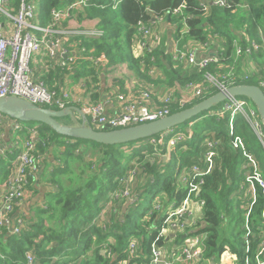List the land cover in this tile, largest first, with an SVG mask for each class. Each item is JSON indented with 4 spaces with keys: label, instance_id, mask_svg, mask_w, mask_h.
I'll use <instances>...</instances> for the list:
<instances>
[{
    "label": "trees",
    "instance_id": "16d2710c",
    "mask_svg": "<svg viewBox=\"0 0 264 264\" xmlns=\"http://www.w3.org/2000/svg\"><path fill=\"white\" fill-rule=\"evenodd\" d=\"M13 1L12 10L15 12L19 0ZM78 1L81 0H37L42 24L51 21L53 8L67 7ZM85 1V4L76 5L73 12L87 18H99V28L103 30V35L97 38L76 36L69 40V46L85 48L95 57L105 54L109 66L130 62L139 76L149 81L151 75L142 73L140 59L132 51L139 21L152 24L156 16H165L176 27L173 39L178 40L182 35L184 40L192 39L200 43L208 42L210 37L223 40V48L216 53L218 61L200 69L174 62L168 41L162 40L157 49L147 54L146 63L150 66L154 63L151 60L154 57L157 65L168 73L167 82L170 87H173L175 81H206L207 73L223 75L228 69L224 64L235 60L237 67H240L247 58H236V44L247 45L248 37L262 42V33L264 35V0H230L229 5L224 7L209 5L202 0H118L117 6H114L115 0ZM176 8H181L182 13H173ZM185 25L187 30L184 33ZM253 56L263 65L264 71V53ZM87 64L90 65L89 60L82 62V70L85 71ZM91 72H96L93 67ZM243 83L260 85L259 78L252 76L248 80H237L231 86ZM218 91V88L206 90L185 105L173 103L170 114L191 107ZM239 97L252 101L245 96ZM224 103L170 129L177 131L184 128L185 132H193L191 138L178 143L174 148H168L170 136L159 147L147 142L150 155L159 151L160 156L153 160L142 149L127 155L119 150V146L124 144L109 145L76 139L57 133L45 123L26 122L37 125L41 132L45 143L38 145L40 152H52L57 160L53 169L47 165L46 160V168L40 167L42 181L50 183L54 189L47 194L46 207L35 208L33 218H27L32 224L29 231L17 236H0V264H23L30 250L35 252L34 264H149L151 243L157 234L154 226L161 224L168 206H164L163 211L154 209L146 212L140 210L139 202L126 203L120 219L114 216L107 219L104 203L113 201L111 193L119 187L117 178L125 176L131 162L140 156L141 175L138 176L145 179L141 182L138 180L136 185L140 190V198L146 196L147 191H150V195L161 191L169 204L173 201L176 206L179 205L187 193L182 182L183 174L202 163L206 150L203 141L207 138L216 140L218 145L214 168L205 176L201 191L195 195L204 201L202 215L198 220L195 219L196 224L185 228L186 232H177L176 238L182 239L184 233L187 237H201L202 260L217 258L225 249H229L237 254V264H247V259L249 264H260L258 257L264 261V189L258 186L257 200L249 212L250 197L244 194V188H247L246 176L251 172V168L244 167L248 159L242 150L233 147L234 135L230 134L226 125L229 114L221 119L210 114ZM206 117L208 120L202 123ZM59 120L63 122V119ZM191 123L192 129H186ZM236 124V135L244 138L247 150L257 159L264 178V144L243 117H238ZM163 133L136 142L148 141ZM85 142L105 148L100 164L91 173L86 168H90V164L85 163L83 156L76 152L77 147ZM162 157L166 161L163 162ZM78 159L82 162L79 174L68 176L67 164ZM10 172V164L0 160V182H5ZM247 220L251 228L249 234ZM104 221L108 223L105 227ZM133 238L138 239L139 249L135 256L130 257L128 245ZM261 250L263 253H259Z\"/></svg>",
    "mask_w": 264,
    "mask_h": 264
},
{
    "label": "built area",
    "instance_id": "2783aa9c",
    "mask_svg": "<svg viewBox=\"0 0 264 264\" xmlns=\"http://www.w3.org/2000/svg\"><path fill=\"white\" fill-rule=\"evenodd\" d=\"M13 2V0H0V97L17 96L40 106L49 105L51 106L49 108L52 109H65L71 105L72 96L70 91L67 88H50L43 79L35 78L32 61L36 56H45L49 62L64 68H72L81 58L99 64L106 60L105 54L95 57L87 52L85 48L71 49L69 40L76 36L101 37L103 30L99 27L94 30H74L61 27L62 23L71 17L73 8L76 5L85 4V0L67 7L53 8L51 11L52 19L46 26H42L36 20L38 6L35 0H19V6L15 12L12 10ZM229 2L230 0H213V4L220 7L229 5ZM118 3L119 1L115 0L114 6H117ZM173 13L181 14L182 9L176 8ZM163 19L164 16H156L152 24L139 21L136 25L132 51L140 59L142 65L146 63L147 54L157 49L162 42L161 32L156 25ZM185 28L184 31L187 30L186 25ZM199 44L207 47L209 41L206 43L199 42ZM75 46L77 45L73 47ZM171 52L176 62L193 69L206 68L210 63L218 61L216 54L199 56L195 49H189L178 41L175 42ZM260 52L264 53V43L252 40L249 37L247 45L236 44V58L245 56L247 61H250L254 54ZM151 60L154 62L150 68L151 76L161 77L159 76L160 71L156 59L152 57ZM247 61L244 62L242 68L236 67L234 64L223 75H217V84H214L213 81L198 82L194 87L195 96L188 101L191 102L204 91L212 89L213 86L219 90H226L237 80L250 79L251 74L246 72L245 69L246 64H248ZM259 81V86L264 91V74L259 77ZM173 99H178L174 88L166 89L161 98L155 96L152 90H143L135 94L117 91L99 101H87L81 109L86 114L89 125L92 126L93 123H96L100 128L99 130L107 125L111 129H118L158 120L169 115ZM188 101L180 102V105H185L189 103ZM176 103L179 104V102ZM109 110H114L115 113L110 114ZM210 114L218 119L225 118L229 114L226 125L230 134L234 135L233 147L242 150L248 159L244 167L251 168V172L247 173L246 176L247 188H244V194H248L250 197V212L251 207L257 200L258 186L264 189V178L257 159L247 150L244 138L236 135V119L243 117L264 144V125L258 109L252 101L239 96H232ZM8 126L16 132L10 144L5 141V128ZM192 135V130L187 132L167 130L160 137H154L145 142H150L156 147L158 144H164L166 137L170 136L168 148L172 149L178 143L191 138ZM44 143L38 126L27 125L24 121L0 112V160H6L11 169L0 195V236H17L28 231L26 218L20 208L26 201L31 184L38 176L40 170L38 145ZM203 144L206 150L202 163L193 166L190 172H184L182 177V182L187 188L185 198L179 205L176 206L175 203L171 205L164 212L161 224L154 226L157 234L151 243L149 264H175V260L167 257L166 248L160 243L165 240L168 233L177 232L189 225L196 224L194 223L195 209L191 206V203L195 198L200 206L204 205V201L199 200L195 195L201 191L205 176L211 173L214 168V158L217 154L216 147L218 145L216 140L210 138L205 139ZM137 148L142 149L143 153L148 152L141 145ZM130 178L131 176H124L119 180L120 187L115 190L117 191L115 195L120 197L119 194L124 190L130 193L131 202L136 203L139 202L141 194L131 187ZM154 209L163 211L162 206L159 204L155 205ZM246 228L249 234L251 228L248 220ZM201 241V238L195 237L190 243L182 246L180 258L190 262L200 259L203 253ZM138 249V239H131L128 245L129 256H135ZM247 250L249 251V246ZM259 253H263V250ZM258 261L260 264H264V261H261L259 257ZM34 263L35 252L30 250L26 253V261L23 264ZM247 264H249V259H247Z\"/></svg>",
    "mask_w": 264,
    "mask_h": 264
},
{
    "label": "crops",
    "instance_id": "0c3cea01",
    "mask_svg": "<svg viewBox=\"0 0 264 264\" xmlns=\"http://www.w3.org/2000/svg\"><path fill=\"white\" fill-rule=\"evenodd\" d=\"M202 1L209 5L213 4V0H202ZM36 20L43 26H46L48 24V23L45 25L42 24L39 8L37 9ZM99 21H100L99 18H94V17L87 18L85 17V15L80 16L79 14H76V12H73L72 10L71 17L65 20L62 23L61 27H68L74 30H94L99 27ZM156 26L161 32L162 40L166 39L170 46V50H172L174 47L175 41L177 40L176 38L173 39L176 27L174 26V24L167 21L165 16H164V19L161 22L157 23ZM172 39H173V44L171 47ZM177 41L189 49H195L196 53L199 56H209V55L216 54L218 49L220 50L224 46L223 40H218L216 37H210L209 45L207 46V48H204V46L200 45L199 42L195 40H192V39L184 40V37L182 35L181 37L178 38ZM70 48L71 49L75 48L76 50L80 49L78 46L70 47ZM88 60L89 59L81 58L72 66V68H64L62 66H59L58 64L49 62L45 56H36L32 61L34 77L43 79L47 83V85H49L50 88H58V89L67 88L70 91L71 96H72L71 105L77 106L79 108H82L83 104L86 103L87 101L96 102V101H99L100 99L106 98L110 94H113V92H117V91H124V92H127L128 94L130 93L135 94L143 90H152L154 92V95L158 96V98H161L162 95L166 92V90L163 92L162 90H158L155 88L157 84H159V82H156V80L160 77L154 78L153 76H151V79H152L151 82L156 83L155 87L153 84L151 85V87L154 89H151V88L146 89V86L149 85V83L148 84L135 83L136 84V87H135V86L130 85L129 81L118 78V77H121L123 71L125 70L124 68V66H126L124 65L125 63H118L115 65L109 66L107 65V60L99 64H95L94 62L89 60L90 65L87 64L86 69L84 71L82 70L81 64L82 62H85ZM173 61L176 62L174 59ZM245 61H247V59ZM247 62L249 63V61ZM243 64L240 66V68H242ZM91 67H93L96 72L94 73L91 72ZM83 71L84 73L81 74L80 72H83ZM109 113L113 114L115 113V111L109 110ZM75 114L76 116H74L75 117L74 119H77V118L80 119L78 121L79 122L78 124H81L83 117L79 113H75ZM72 121L74 123V120ZM63 122L69 123L65 120H63ZM73 123H70V124H73ZM75 124L76 123H74L73 125ZM5 141L9 144L12 143L13 141L12 131L10 129V126L5 128ZM40 159L42 162L41 167L44 169L46 168V165L44 164L45 160L47 161V165H49L51 169L56 164L54 161L52 152H48L46 154L42 153ZM2 161L8 164L6 160H2ZM42 180L43 179L41 177V173L38 172V176L36 180H34L32 185L30 186L26 201L24 205L20 208V211L23 213L26 219L33 218L35 214L34 212L35 208H39V207L45 208L46 207L45 203L47 200V194L49 191L54 189L50 183L44 182ZM3 189H4V182L3 183L0 182V195L2 194L1 191ZM133 189L135 190L134 186H133ZM30 197H31V200L27 202L28 198ZM119 201L121 202L124 200L120 199ZM104 205H106V203H104ZM191 206H193L195 209L194 218L198 220L202 215V211H201L202 206L199 205L198 200L195 198L192 201ZM197 206L199 207V209L197 208ZM185 230L186 229H183L177 232H186ZM177 232L168 233L163 243V246L166 248V251H167V257L171 260H175V264H237L238 262L237 254L232 253V251H230L229 249H225L222 252V254L217 258H210V259H204V260L200 258L195 262L185 261L181 259L180 250H181V247L184 246L183 244L186 245V243L187 244L190 243L193 238L199 237V236L187 237L186 233H184L183 238H187V239L190 238V240L186 241L185 243H178L179 239L176 238ZM167 242H170V244L167 245Z\"/></svg>",
    "mask_w": 264,
    "mask_h": 264
},
{
    "label": "water",
    "instance_id": "95a60500",
    "mask_svg": "<svg viewBox=\"0 0 264 264\" xmlns=\"http://www.w3.org/2000/svg\"><path fill=\"white\" fill-rule=\"evenodd\" d=\"M232 96H245L251 99L258 109L264 125V91L259 85L246 83L230 86L226 90H219L191 107L171 113L158 120L118 129H111L109 125L101 130L95 129L88 124L84 111L77 106L70 105L65 109L56 110L34 104L17 96L0 97V112L24 122L45 123L57 133L68 137L116 145L127 144L166 132L202 112L210 110ZM75 113H79L83 117L81 124L73 125L59 120V118L73 116ZM163 243L164 241L160 245H163Z\"/></svg>",
    "mask_w": 264,
    "mask_h": 264
},
{
    "label": "rangeland",
    "instance_id": "374dc122",
    "mask_svg": "<svg viewBox=\"0 0 264 264\" xmlns=\"http://www.w3.org/2000/svg\"><path fill=\"white\" fill-rule=\"evenodd\" d=\"M261 39H262V42L264 43V35H263V33H262ZM169 48H170V46H169ZM123 63H125L124 65H126V66H124L125 70L123 71L121 77H118V78H121L122 80L129 81L130 85L135 86V87H136L135 83H138V84H148L149 83V85L146 86V89H149V88L154 89V88L151 87V85L153 84L154 87H155L156 83L151 82L152 79H151V81H149L145 77L139 76L137 70L134 67L131 66L130 62L126 61V62H123ZM234 64H235L236 67L238 66V64L236 63V60L234 62H232V63H230V62L225 63L224 65L226 66L225 68H230ZM248 64H246V68L245 69H246V72L251 74L250 77L257 76L259 78L261 75L264 74L262 64H260L254 58V56L251 57V60L249 61ZM140 67H141V71H142V73L144 75H146V74L151 75L150 74L151 65L148 66L147 63H145V65L140 64ZM158 68H159V71H160V75L159 76H161V77L157 79V80H160V81H159V84H157V86L155 88L158 89V90H162L163 92L167 88L176 89V97L178 99H173L171 104H173L174 102L175 103L179 102V104H180V102L184 103V102H186L188 100L190 101L191 99H193V97L195 96L194 87H195V85L198 82H196V81H187L185 83H181L179 81H175L173 87H170L169 83L167 82L168 79H169L168 73L162 67H158ZM208 74L209 73H207L205 75L206 81H213L214 84H217L218 77L214 76V75H211V74L208 75ZM154 78H157V77H154ZM146 81H148V82H146ZM212 88H216V87L213 86ZM42 106L51 107L49 105H42ZM74 116H76V114H74L73 116L64 117L62 119L67 121V122H69V123H73L72 120H74V123L78 124L79 123L78 121L80 119H78V118L74 119L75 118ZM205 120H208V117L204 118L202 120V123H204ZM28 122L31 123L33 121H28ZM25 124L29 125L26 122H25ZM31 126H37V125H31ZM92 126L94 128H96V129H100L99 126L96 123H93ZM192 126H193V123L189 124L186 129H192ZM183 129L184 128L177 129V131H181L182 132ZM11 131H12V138L14 139V137L16 135V132H14L13 130H11ZM90 143H92V142H85V144L78 146L77 150H76L77 153H79V154H81L83 156L82 160H84L85 163L90 164V168L86 167L88 169L89 173L95 171V168L100 164L101 159H102V155H103L102 152H103V150H105V148H103V147L92 145ZM146 143L147 142H145V141L129 142L127 144H124L123 146H119V150L124 152V154L130 155L134 150L138 149L137 147H139L140 145L142 146L143 149L148 150L150 147H149V145L146 146ZM150 144L153 145L152 143H150ZM158 147H159V144H158ZM39 151L40 150L38 149V152ZM145 154L148 155L151 158V160H153L154 157L156 158V157L160 156L159 151H156V153L154 155H150L149 151L147 153H145ZM41 155H42V152H39L38 153L39 164H40ZM140 160H141L140 156H136L135 159L131 162L130 168H128L129 170L125 174V176H131L130 185H131L132 188L134 186L135 190H138V191H140L139 189H137L138 186H136L137 183H138V180H139V182L145 180L144 177L138 176V175H141L139 173ZM162 160H163V162L166 161V159H164V157H162ZM54 161L56 163L55 164V166H56L57 165V160L54 159ZM123 162H126V160L123 159ZM132 164H134V167L132 166ZM81 165H82V162L79 159L71 161V164H67V166L69 167L68 176H76L77 174H79V171L82 168ZM40 167H41V164H40ZM53 168H55V167H53ZM38 172H40V170ZM72 174H76V175H72ZM183 176H184V174H183ZM123 177L124 176H119L117 178L118 183H119V180L121 178H123ZM176 178L181 179L180 176L179 177L176 176ZM119 187H120V185H119ZM116 192L117 191L111 193V199L113 201L115 200L116 202H113V201H106L105 202L106 205H104V210L106 211L105 216H106L107 219H109V218L111 219V217H113V216H114V218L120 219L122 217L123 210L126 207L125 204L126 203L127 204L128 203H130V204L133 203V202H131V196H130L129 192H125L123 190V192L119 194L120 197H116V195H115ZM145 195L146 196L141 197L140 200H139V203L141 204L140 210H142V211L143 210H145L146 212L147 211L148 212L153 211L154 208H155V205H157V204L161 205L162 208H164V206L165 207L168 206V208H165V209L168 210L170 208V206L174 204V202L169 204V202L163 197V194H162L161 191H157V192H155L154 194H151V195H150V191H147L145 193ZM120 199H123L124 201H121V202L118 203V201ZM30 200H31V197L28 198L27 202L30 201ZM136 203H138V202H136ZM197 208L199 209L198 206H197ZM35 212H36V210H35ZM107 224L108 223L106 221H104V226L103 227H105V225H107ZM31 226H32L31 222L27 220L28 231L31 229ZM202 237L205 238V235H203ZM188 240H190V238H188V239L187 238H182V239L178 240V243H185ZM169 244H170V242H167V245H169ZM183 245H185V244H183Z\"/></svg>",
    "mask_w": 264,
    "mask_h": 264
}]
</instances>
